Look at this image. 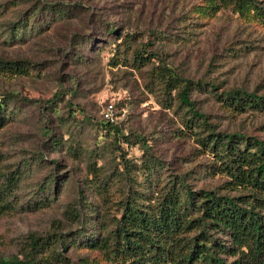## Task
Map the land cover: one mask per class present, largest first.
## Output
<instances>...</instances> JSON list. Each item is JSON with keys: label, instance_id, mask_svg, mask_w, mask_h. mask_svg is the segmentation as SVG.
I'll return each instance as SVG.
<instances>
[{"label": "rangeland", "instance_id": "1", "mask_svg": "<svg viewBox=\"0 0 264 264\" xmlns=\"http://www.w3.org/2000/svg\"><path fill=\"white\" fill-rule=\"evenodd\" d=\"M45 1L78 6L24 27L36 0H0V58L28 64L27 74L0 72V257L22 258L38 239L63 264H108L75 244L107 235L127 197L147 203L180 181L192 190L222 182L199 138L264 142V107L238 112L225 101L264 97V18L230 0ZM157 68L179 86L166 88ZM192 116L202 125L190 131Z\"/></svg>", "mask_w": 264, "mask_h": 264}, {"label": "trees", "instance_id": "2", "mask_svg": "<svg viewBox=\"0 0 264 264\" xmlns=\"http://www.w3.org/2000/svg\"><path fill=\"white\" fill-rule=\"evenodd\" d=\"M230 1L239 11L251 8L264 18V10L251 0ZM77 6L36 0L30 5L29 15L25 14L19 24L27 26L29 19L39 12L63 18L71 15ZM43 25L47 22L40 24ZM115 29L109 28L108 33H117ZM117 35L116 39L120 40L121 36ZM119 43L118 46L114 44V52L120 48ZM132 59L143 63L147 58L134 49ZM25 65L28 64L20 60L0 58V72L27 74ZM156 75L162 76L166 88L179 86L177 76L159 69ZM181 87L180 101L191 108L188 86L181 84ZM225 101L238 112L264 107V97L255 94H228ZM193 117L187 120L192 122L186 125L190 131L202 125L194 123ZM105 124L111 122L106 120ZM198 141L213 157L211 174L224 178L215 188L192 190L180 181L163 194L161 190L154 201L148 199L145 203L129 196L121 202V212L107 235L75 246L98 249L108 264H264V142L237 133L215 132H209ZM37 242L38 239L33 240L34 244L27 248L22 258L17 255L8 259L0 257V264L65 262L61 253L55 251L54 244ZM71 243L70 247L76 243L75 239Z\"/></svg>", "mask_w": 264, "mask_h": 264}, {"label": "built area", "instance_id": "3", "mask_svg": "<svg viewBox=\"0 0 264 264\" xmlns=\"http://www.w3.org/2000/svg\"><path fill=\"white\" fill-rule=\"evenodd\" d=\"M113 112L114 107L113 104H108L105 109L103 110V116L106 120H112L113 119Z\"/></svg>", "mask_w": 264, "mask_h": 264}]
</instances>
